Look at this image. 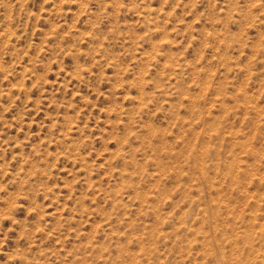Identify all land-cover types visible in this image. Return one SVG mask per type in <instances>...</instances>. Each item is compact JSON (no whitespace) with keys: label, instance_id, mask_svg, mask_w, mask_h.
Segmentation results:
<instances>
[{"label":"rangeland","instance_id":"rangeland-1","mask_svg":"<svg viewBox=\"0 0 264 264\" xmlns=\"http://www.w3.org/2000/svg\"><path fill=\"white\" fill-rule=\"evenodd\" d=\"M0 264H264V0H0Z\"/></svg>","mask_w":264,"mask_h":264}]
</instances>
